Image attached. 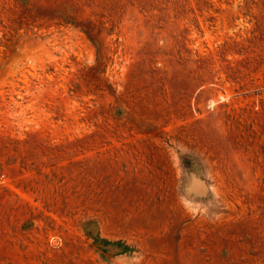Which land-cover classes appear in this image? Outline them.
<instances>
[{
	"label": "rangeland",
	"instance_id": "obj_1",
	"mask_svg": "<svg viewBox=\"0 0 264 264\" xmlns=\"http://www.w3.org/2000/svg\"><path fill=\"white\" fill-rule=\"evenodd\" d=\"M0 264H264V0H0Z\"/></svg>",
	"mask_w": 264,
	"mask_h": 264
}]
</instances>
